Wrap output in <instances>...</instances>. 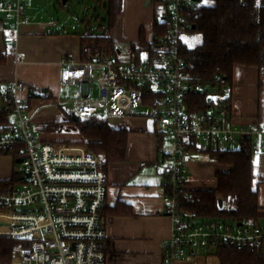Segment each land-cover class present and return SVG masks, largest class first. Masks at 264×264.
<instances>
[{"label":"built area","instance_id":"1","mask_svg":"<svg viewBox=\"0 0 264 264\" xmlns=\"http://www.w3.org/2000/svg\"><path fill=\"white\" fill-rule=\"evenodd\" d=\"M202 1L164 0V35L139 60L129 51L128 63L99 55L61 63L60 83L74 89L71 102L79 118L104 113L116 123L132 118L148 99L149 117L169 136L174 150L163 161V171L166 213L173 231L163 244V264L216 254L224 246H264V228L259 225L197 220L182 210L184 200L193 199L185 170L195 148L228 150L226 146L231 145L264 155V123L235 124L231 87L216 85L207 91L206 109L189 108V94L199 92L201 86L182 56V40L190 33L192 17ZM25 12L26 0H0V31L7 34L12 53L17 52L22 27L31 24ZM24 90L17 79L0 82V100L14 118L0 130V154L17 152L24 167L16 184L0 187V211L8 217L6 236L31 241L8 264H109L110 240L103 217L108 177L103 163L85 145L46 139L33 125L31 102L20 98Z\"/></svg>","mask_w":264,"mask_h":264},{"label":"crops","instance_id":"2","mask_svg":"<svg viewBox=\"0 0 264 264\" xmlns=\"http://www.w3.org/2000/svg\"><path fill=\"white\" fill-rule=\"evenodd\" d=\"M62 1L26 0L25 15L31 24L22 27L16 53L9 50L7 34L0 31V82L17 79L25 86L20 98L31 102L33 125L37 122L36 127L51 123L43 121L38 124L44 110V104L39 100L58 103L61 91L66 89L60 83L63 60L83 61V40L89 35L88 31L91 30L100 36L109 23L107 9L97 5L96 0H92L94 7L83 8L85 12L78 18V23L70 16L71 11L67 7L70 0H66L65 4ZM155 3L156 0H123L122 12L109 35L118 48L120 60L123 53L121 44L127 47L128 53L132 51V45L139 43L142 34L147 43L152 44L154 41L156 36L154 27L157 23ZM101 12L105 15L103 19L99 15ZM49 22L55 24L49 26L47 25ZM147 52H142L136 59L139 60ZM238 67L244 66H236ZM250 71H254L260 77L258 69L251 68L246 73L250 75ZM232 89L235 124L243 127L264 123V115L250 111V100L243 96L242 91L239 90L236 97L234 81ZM144 106L150 107L149 102L140 107ZM140 107L136 108L134 113L140 112L137 111ZM3 114H6L5 121H1ZM13 122V116L8 115L0 100V130ZM110 123L125 126L130 133L126 160L111 163L105 169L108 177V196L103 217L110 240L109 264H163V244L173 231V222L166 213L167 187L163 161L172 154L173 144L169 136L168 140L163 136V129L159 131L158 123L148 116L138 113L132 118ZM198 150L200 151L192 153V160L186 168V173L198 174V171H204L216 176L218 172L230 171V166L204 160V156L199 160H193V156L199 154L209 157L203 152L207 150L206 148L201 147ZM16 163L17 152L0 154V182L18 177ZM253 177L254 186L259 192L262 216L259 226L264 228L263 154H253ZM194 183L195 181L187 179L186 174V187L189 190H207L194 187ZM5 215L0 211V237H8L5 235L8 230L6 221L8 217ZM176 264H220V261L216 254H208L189 256Z\"/></svg>","mask_w":264,"mask_h":264},{"label":"trees","instance_id":"3","mask_svg":"<svg viewBox=\"0 0 264 264\" xmlns=\"http://www.w3.org/2000/svg\"><path fill=\"white\" fill-rule=\"evenodd\" d=\"M96 3L107 9L109 23L100 36L88 31L89 35L83 40V60L95 55L118 57V48L109 35L122 12L123 0H96ZM191 21L190 33L201 34L202 43L194 48L183 43L181 53L191 67L194 80L201 86L199 92L189 94L187 99L189 108L199 112L208 107V90L216 85L232 88L236 66L256 68L260 75L264 72V0H203ZM154 28V42H157L165 28L158 22ZM151 45L142 34L139 43L132 45V52L138 59L142 52L150 51ZM4 115L1 121L6 120ZM72 123L82 139L71 144L87 146L100 157L104 169L111 163L126 160L130 133L127 127L111 124L100 114L80 122L72 119ZM39 128L46 133L62 130L58 122L42 124ZM194 151L200 150L195 148ZM203 152L211 160L231 169L216 174L215 190H191L193 199L184 200L182 204L185 215L197 220L218 219L233 224L259 225L262 216L259 192L254 186L251 150ZM16 180L17 177L0 182V187L12 186ZM30 244L28 239L0 237V263L15 261L19 251ZM216 255L220 264H264V246L255 249L224 246L216 251Z\"/></svg>","mask_w":264,"mask_h":264},{"label":"rangeland","instance_id":"4","mask_svg":"<svg viewBox=\"0 0 264 264\" xmlns=\"http://www.w3.org/2000/svg\"><path fill=\"white\" fill-rule=\"evenodd\" d=\"M63 4H65V0L62 1ZM164 0H156L155 3V15L156 20L158 23H162L163 21V13H164ZM94 7V3H92V0H70V2L67 4V7L69 8V11H71V17L74 19L75 23H78V18L82 16V14L85 12L83 8H90ZM94 9V8H93ZM79 15V16H78ZM101 16V19L105 17L104 12H101L99 14ZM183 43L188 46L189 48H194L202 43V35L199 33H191V34H185L183 36ZM121 49L123 53L121 54L120 58L123 62L128 63L129 59L127 57V47L123 46L121 44ZM75 62H80V59H74ZM251 68L247 67H238L236 68V73L234 77V89H235V95L237 97V94L240 91H242V94L245 98L250 100V111L252 113L255 112V114L260 113L262 116L264 115V72L261 73L260 77L255 73L254 71H250V75L246 73L247 70H250ZM255 70V69H253ZM256 71V70H255ZM74 89L71 87H68L66 89H63L61 91V96L59 97L60 101L58 103L46 101L45 99L39 100V102L43 103L44 110L42 111L43 116L40 119V122H58L61 124L62 130H56L54 133H46L43 132L39 126L36 127L37 130H39L43 136L48 139L52 140L58 143H66L70 145H83V144H71V143H79L82 139L81 134L76 131L74 128V124L72 123L73 115H74V105L71 102L72 99V93ZM94 96L97 97L98 93L95 92ZM235 102V98H234ZM243 103V102H242ZM248 104V103H247ZM242 106V104H241ZM239 110V109H238ZM138 112L140 115H145L149 117L150 112L152 111L149 106L140 107ZM138 113H134L135 115H138ZM101 117L105 118L104 113L100 114ZM74 120V119H73ZM159 131H162V125L158 124ZM163 136L167 138L168 135L163 133ZM226 149L228 150H235L237 149L236 146H226ZM204 156V160H211L209 157H205L204 154L194 155L193 160H199L200 157ZM213 161V160H212ZM15 169L18 175H21L22 172H24V167L20 162L15 164ZM186 171V170H185ZM224 172V171H223ZM187 179L189 181H195L194 187L197 188H203L207 190H212L214 187H216V181H215V175H210L207 172L204 171H198V174L195 173H186ZM262 224V223H261ZM208 255V254H203Z\"/></svg>","mask_w":264,"mask_h":264},{"label":"water","instance_id":"5","mask_svg":"<svg viewBox=\"0 0 264 264\" xmlns=\"http://www.w3.org/2000/svg\"><path fill=\"white\" fill-rule=\"evenodd\" d=\"M66 1V0H65ZM196 2H200V0H195ZM73 119H74V121H76V122H80L82 119L81 118H79L77 115H73ZM219 204H220V206H222L223 205V200L222 199H220L219 200ZM239 226H242L243 225V223H240V224H238Z\"/></svg>","mask_w":264,"mask_h":264},{"label":"snow or ice","instance_id":"6","mask_svg":"<svg viewBox=\"0 0 264 264\" xmlns=\"http://www.w3.org/2000/svg\"><path fill=\"white\" fill-rule=\"evenodd\" d=\"M205 2H207V0H205Z\"/></svg>","mask_w":264,"mask_h":264}]
</instances>
